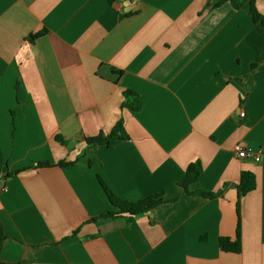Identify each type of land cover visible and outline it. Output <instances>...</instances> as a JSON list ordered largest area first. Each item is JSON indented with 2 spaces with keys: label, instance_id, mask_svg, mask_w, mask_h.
Wrapping results in <instances>:
<instances>
[{
  "label": "crops",
  "instance_id": "1",
  "mask_svg": "<svg viewBox=\"0 0 264 264\" xmlns=\"http://www.w3.org/2000/svg\"><path fill=\"white\" fill-rule=\"evenodd\" d=\"M218 2L0 0L1 263L264 264V29ZM196 162L189 192L216 198L181 187ZM101 181L163 203L121 214ZM238 229L241 253L223 252Z\"/></svg>",
  "mask_w": 264,
  "mask_h": 264
},
{
  "label": "trees",
  "instance_id": "2",
  "mask_svg": "<svg viewBox=\"0 0 264 264\" xmlns=\"http://www.w3.org/2000/svg\"><path fill=\"white\" fill-rule=\"evenodd\" d=\"M223 3H230L236 10H240L245 5H249L250 14L252 20L255 24H261L264 29V14L261 13L257 7V0H219L216 6L221 5ZM45 32H41L39 34L31 36L30 40L34 42L39 37L43 36ZM121 72L118 73L117 76H120ZM123 108H128L132 111H138L141 108V103L138 99V95L133 92H126L125 93V101L123 103ZM122 127V122H119L117 127L111 132V134L105 136L104 134H100L97 137L87 138L86 141L89 146L93 147L96 145H107L109 146L111 143V139L118 135V128ZM71 163L61 162L60 166L70 165ZM203 172V167L199 162L190 164L187 172H186V179L181 185L188 193L190 194H198L205 198L214 199L220 194L214 193H205V192H198L192 193L189 192V187L193 185L201 176ZM14 173L13 175H15ZM8 177V176H7ZM10 177V175H9ZM101 185L104 188L109 200L113 204V206L120 209L121 214H129L131 216H138L153 209L157 208L159 205L163 203V199L161 195L150 196L136 204H131L125 202L118 198L106 185L104 182L101 181ZM256 188V181L253 174L249 172H243L240 184L238 186V212L240 201L243 197H245L248 193L253 191ZM116 213L110 212L104 217H114ZM5 234L3 230V226L0 223V253L2 251L4 242H5ZM220 247L223 252L227 253H236L239 254L242 251V243H241V236H240V229H238L237 238L236 240H231L229 238H221L220 239ZM0 264H4L1 263Z\"/></svg>",
  "mask_w": 264,
  "mask_h": 264
},
{
  "label": "built area",
  "instance_id": "3",
  "mask_svg": "<svg viewBox=\"0 0 264 264\" xmlns=\"http://www.w3.org/2000/svg\"><path fill=\"white\" fill-rule=\"evenodd\" d=\"M242 116H244V114H242ZM234 151L236 155L242 160H254L256 162H260L261 160L260 153H255L253 150L244 148L239 144L234 147Z\"/></svg>",
  "mask_w": 264,
  "mask_h": 264
},
{
  "label": "water",
  "instance_id": "4",
  "mask_svg": "<svg viewBox=\"0 0 264 264\" xmlns=\"http://www.w3.org/2000/svg\"><path fill=\"white\" fill-rule=\"evenodd\" d=\"M123 1L125 2V6L127 7V5H128V4H127V1H128V0H123Z\"/></svg>",
  "mask_w": 264,
  "mask_h": 264
}]
</instances>
